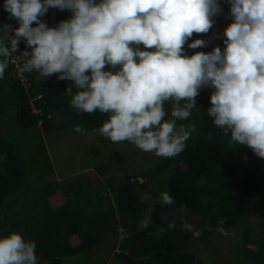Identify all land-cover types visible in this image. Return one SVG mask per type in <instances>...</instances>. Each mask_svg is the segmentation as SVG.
Returning a JSON list of instances; mask_svg holds the SVG:
<instances>
[{"label": "trees", "instance_id": "trees-1", "mask_svg": "<svg viewBox=\"0 0 264 264\" xmlns=\"http://www.w3.org/2000/svg\"><path fill=\"white\" fill-rule=\"evenodd\" d=\"M3 3L0 0V25L10 22L12 28L18 27ZM228 11L225 4L223 13L215 17L217 35L231 22ZM70 15L67 10L49 8L41 19L52 27ZM217 45L223 47L222 40L194 50L185 45V49L191 55ZM25 48L21 41L15 53L19 66L10 59L0 80V116L12 107L19 133L28 143L13 141L0 131V156L5 157L0 159V213L18 203L37 204L30 210L25 204L12 216L11 225L12 231L35 242L39 264H67L64 257L82 252L88 254V264H105V259L95 258L105 234L111 236L115 264H196L191 246L219 234L216 225L220 220L225 231L240 228L243 264H264V201H256L257 195L264 193V158L232 142L230 134L214 125L207 114L211 89H202L191 116L177 121L178 126L195 125L179 155L158 157L150 168L139 172L129 169L125 156L105 160L86 175L58 187L43 134L80 126L101 144L115 142L95 131L107 119L106 114L86 113L71 106L66 91L70 87L77 91L72 81L59 80L58 74L38 79L35 71L24 70L21 75L28 85L18 79ZM164 107L170 114L171 102ZM34 127L41 132L29 137L27 132ZM139 151L135 147L130 155ZM147 182L155 186L151 198L142 193ZM32 183L37 188L31 191ZM163 191L172 196V204L160 203ZM172 213L174 217L167 219ZM182 221L191 224V230H185ZM172 223L175 228H169Z\"/></svg>", "mask_w": 264, "mask_h": 264}, {"label": "clouds", "instance_id": "clouds-1", "mask_svg": "<svg viewBox=\"0 0 264 264\" xmlns=\"http://www.w3.org/2000/svg\"><path fill=\"white\" fill-rule=\"evenodd\" d=\"M224 2L231 22L213 34L223 47L189 55L185 45L208 46L191 38L213 28L221 0H4L18 27L0 25V80L23 41L24 71L72 81L77 91L66 92L74 109L106 114L97 134L164 158L185 149L195 125L177 121L191 116L202 89H211L214 125L264 158V0ZM49 8L71 15L50 27L41 19ZM160 203H173L168 191ZM216 230L228 234L222 220ZM0 264H39L35 242L16 231L0 235Z\"/></svg>", "mask_w": 264, "mask_h": 264}, {"label": "rangeland", "instance_id": "rangeland-1", "mask_svg": "<svg viewBox=\"0 0 264 264\" xmlns=\"http://www.w3.org/2000/svg\"><path fill=\"white\" fill-rule=\"evenodd\" d=\"M227 4L224 0H221V7ZM213 34H217V26L214 24L207 34L193 33L192 39L202 38L209 41H216L213 38ZM38 79H42L39 73L35 72ZM55 75V74H53ZM52 76V75H51ZM45 78V77H44ZM76 127H70L55 131L49 134H43V140L51 164L54 167L55 174L57 176L56 186H60L64 181H71L74 178L86 175L88 170H93L97 165L109 159H117L118 157L125 156L129 169L134 172L146 170L152 166V160L158 158L151 152H145L140 150L135 156L130 155L133 148H138L132 143L127 141L115 142L114 144H101L92 132H77ZM0 131L4 137L21 142L27 146V139L22 138L19 133L18 126L15 118V111L11 107L7 112L0 116ZM38 127L32 128L27 132L29 137L37 136L40 133ZM237 160L236 157L232 158ZM116 173H120L117 169ZM33 182L36 179H32ZM139 180L143 181V178ZM33 188L31 191L37 188V185L32 183ZM155 190V186L152 183H145V187L142 189V193L151 198ZM31 201H33L31 199ZM257 202L264 201V193L259 194L256 197ZM26 202L8 209L4 208L0 213V235L11 232L13 215L24 209ZM31 205L27 204L26 207L30 210L36 203L31 202ZM16 207V208H15ZM173 213L166 216L167 219H172ZM23 225H18L17 230L21 231ZM228 234L223 235L221 233L215 234L209 239L204 241H198L191 246L192 252L196 255V264H243V258H241V231L239 227L226 231ZM105 243L102 245V250H99L95 255L96 259H105V264H115L113 257L114 249L111 241L110 234H105ZM87 253H78L72 256H66L63 258L67 264H88Z\"/></svg>", "mask_w": 264, "mask_h": 264}, {"label": "built area", "instance_id": "built-area-1", "mask_svg": "<svg viewBox=\"0 0 264 264\" xmlns=\"http://www.w3.org/2000/svg\"><path fill=\"white\" fill-rule=\"evenodd\" d=\"M11 60H12V62L15 63L16 67L19 66V64H18L19 56H18L17 54L13 55V56L11 57ZM22 71H23V67H19V69H18V79H19L24 85H28V81H27L24 77H22V75H21Z\"/></svg>", "mask_w": 264, "mask_h": 264}, {"label": "water", "instance_id": "water-1", "mask_svg": "<svg viewBox=\"0 0 264 264\" xmlns=\"http://www.w3.org/2000/svg\"><path fill=\"white\" fill-rule=\"evenodd\" d=\"M6 24L9 25V26H11L10 22H7Z\"/></svg>", "mask_w": 264, "mask_h": 264}, {"label": "crops", "instance_id": "crops-1", "mask_svg": "<svg viewBox=\"0 0 264 264\" xmlns=\"http://www.w3.org/2000/svg\"><path fill=\"white\" fill-rule=\"evenodd\" d=\"M251 248L253 249V248H254V246H251Z\"/></svg>", "mask_w": 264, "mask_h": 264}]
</instances>
